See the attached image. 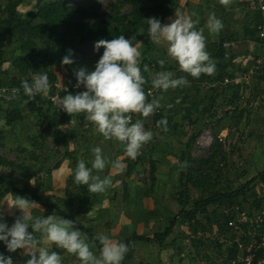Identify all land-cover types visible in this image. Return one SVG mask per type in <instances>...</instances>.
I'll return each instance as SVG.
<instances>
[{
  "label": "rangeland",
  "instance_id": "374dc122",
  "mask_svg": "<svg viewBox=\"0 0 264 264\" xmlns=\"http://www.w3.org/2000/svg\"><path fill=\"white\" fill-rule=\"evenodd\" d=\"M62 1L70 7H84L91 15H100L103 18L110 15L113 6L117 4V0ZM258 2L240 1L238 10L223 8L221 15L215 10V0H181V12L185 15L196 11L193 19H199L197 30L204 29L206 50L210 55L209 47L212 48L211 40L214 41L215 35L208 31L206 23L211 13L214 12L221 21L222 18L229 19L228 22H223L227 37L232 33L239 34H236L239 40L235 47L242 61L230 64L227 71L235 76L233 81L240 82V89L235 85L226 86V79L223 78L212 83L206 78L203 81L206 75L202 74L199 79H194L181 72L178 64L167 57L166 46L163 44L148 49L140 44L135 45L142 52L141 69L143 60L147 57L153 61L148 64L150 78L157 71L168 70L174 72L176 77L186 76L189 81L187 86L170 89L166 93L154 89L155 96H164L161 112L172 114L173 122L183 133L180 136L163 133L155 125L153 114L145 123V129L154 133L153 139L142 147L141 154L135 160L126 156L122 143L115 139L105 140L97 133L94 125L86 121L85 114L72 116L59 109L57 102L63 97L61 92L56 102H49V97L53 94L51 88L48 96L38 95L36 108L31 110L29 102L34 99L24 95L21 82H31L35 74L22 73L12 66L20 51L15 50L17 44L15 47L13 44L7 45L9 61L0 66V155L18 165L33 167L39 172L31 181L39 189L43 203L58 204L64 211L73 214L79 210L80 201L84 198L85 203L89 204L85 212L77 214V220L89 226L95 235L104 233L118 241L133 234L152 237L156 232L164 231L172 219H177L173 232L168 237L160 241L130 243L121 264H230L232 257L239 259L240 251L236 250L234 234L227 229V221L234 216L232 205L229 206L225 198L218 203L208 204L206 210L199 209L196 214H187L182 208L186 205L187 209L194 210L202 198L226 191L237 193L245 186L249 189L247 194H236V202L248 207L249 211L264 207V81L259 78L262 71L256 74L253 68L254 64L263 61L264 53L258 59H252L251 53L257 45L254 46V42L243 37L246 21L251 17L248 19L239 16H248L250 13L252 15V7ZM8 3L9 0H0V13L7 9ZM33 6H36L35 3ZM33 6L25 4L19 7L26 20L31 18L30 12L35 10ZM131 9L129 3L122 7L124 12ZM172 18H175V14ZM39 20L40 18L36 19L37 22ZM169 22L168 20L167 23ZM97 41L99 40L80 45L78 52L72 57L74 63L61 66L64 56L58 51L57 43L50 42L48 38L35 39L38 53L34 62L43 73H47L49 79L53 78L52 82L71 86L76 81L74 69H95L104 51L102 47L99 50L94 49ZM58 45L65 47L66 44L58 42ZM261 46L256 49L257 52L263 50L264 46ZM154 59H165V67L161 69ZM13 89L19 90V98L14 101L9 98ZM236 94H241L243 101L238 106L230 105V99ZM17 117L21 119L18 120ZM53 117L64 121L60 127L68 136L64 144L57 143ZM135 117L141 118L134 114L133 119ZM199 131V138L187 152V163L190 159L193 168H201L204 173L208 170L213 176L209 182L200 185L188 182L181 199L178 185L179 157L188 139ZM216 139H219L221 145L216 144ZM94 147H100L109 161L119 159L125 168L118 171L109 165L99 173L93 170L94 175L102 178L111 176L112 186L104 193H91L86 186V192L82 194L83 185L74 183V158L78 161L83 159L91 167ZM216 151L219 156L203 165L202 159H210ZM0 174L18 187L24 186L25 179L20 169L0 165ZM5 189L6 186H0V212L4 213V220L11 226L21 213L18 209L9 213L8 201L16 196ZM17 196L35 201L29 196ZM256 197L261 200L260 208L256 205ZM35 202L39 207L32 210L34 216L47 217L56 214L45 205ZM244 230L249 244L253 236L249 234L250 229L247 226ZM34 235L39 238V233ZM86 237L92 245L89 237ZM57 249L60 250L63 264H80L76 256L55 245L50 251ZM92 251L99 255L95 244ZM6 257H11L13 264H26L30 259L24 255L23 249L8 251Z\"/></svg>",
  "mask_w": 264,
  "mask_h": 264
},
{
  "label": "clouds",
  "instance_id": "9594fccd",
  "mask_svg": "<svg viewBox=\"0 0 264 264\" xmlns=\"http://www.w3.org/2000/svg\"><path fill=\"white\" fill-rule=\"evenodd\" d=\"M228 6L231 0H219ZM196 13L185 15L180 10L175 11V18L169 17V23L162 24L156 17L148 18L147 32L156 45L166 46V55L176 62L179 70L194 79L200 76H212L216 73V61L206 50L204 29L197 30L199 19H193ZM206 27L210 33H218L223 29V23L215 13L208 17ZM135 36L126 39L119 35L112 40L101 39L94 45L95 50L104 49L95 69L88 71L81 67L74 69L77 81L85 91L76 94H66L58 99L57 106L69 115L85 114L87 122L94 125V130L105 140H117L124 145L128 158L135 160L144 145L153 139L154 133L145 129V123L158 109L162 107L163 95L155 96L146 93L145 85L150 83L152 89L168 92L170 89L183 88L189 81L186 76L176 77L168 70L157 71L151 80H146L143 72H148V65L141 69L142 52L134 46ZM72 50H68L61 60V66L74 63ZM161 69L165 67V59H158ZM21 87L25 96H48L50 83L47 73H37L31 82L24 80ZM149 96H152L149 101ZM10 99L19 98V90L13 89ZM179 100H177V103ZM138 117L133 122V115ZM167 119L157 121V127L167 132ZM94 159L88 167L83 159L77 162L74 169V183L86 185L91 193H104L112 186L111 176L94 175L111 165L113 169L123 170L125 165L119 160L109 161L100 147L92 149ZM187 166L186 162L181 168ZM31 183H33L31 181ZM8 211L13 209L21 213L9 226L0 212V241L9 252L23 249L24 255L30 259L26 264H63V258L56 251H50L53 245L65 250L78 258L80 264H121L128 245L114 240L104 233H98L92 240L100 245L99 255L92 251L88 238L76 227L77 221L62 218L56 214L34 216L32 210L39 207L35 201L23 197H13L8 201ZM31 227L32 232L28 231ZM34 233H39L37 238ZM0 264H13L11 257L0 254Z\"/></svg>",
  "mask_w": 264,
  "mask_h": 264
},
{
  "label": "trees",
  "instance_id": "16d2710c",
  "mask_svg": "<svg viewBox=\"0 0 264 264\" xmlns=\"http://www.w3.org/2000/svg\"><path fill=\"white\" fill-rule=\"evenodd\" d=\"M211 2V1H209ZM35 3L36 6H33ZM131 4L132 9L128 11H122V7L125 4ZM31 5L35 7V10L31 11V18L26 20L23 18L22 12L19 10L21 5ZM190 4V3H188ZM252 17L249 21L246 22V26L244 29L243 37L249 39L253 42L263 43V39L260 37V25L264 23V14L261 11L258 3L253 7ZM176 10H182L181 0H117V4L113 6V12L106 16L101 17L100 15H91L87 12V9L84 7H70L67 6L66 3L62 0H9L7 9L1 11L0 13V66L9 61L8 54L6 52V47L9 44H13L16 49L20 51L19 57H17L12 66L18 68L22 73L29 74H37L43 73V70L38 67V64L34 62L35 56L37 55V44L35 43V39H47L50 42L57 43L58 51L63 54V56L67 55L68 50H72L73 55L78 52L77 48L90 41L94 40H112L117 38L119 35H124L126 39H130L135 36V40H133V44L139 45L144 48H150L152 46L156 47L150 36L147 32L148 24L146 23L148 18L156 17L160 19L161 23H167L169 17H172L175 14ZM100 17V18H99ZM37 18H40L39 22L36 21ZM224 20V19H223ZM57 37L59 39H57ZM34 39V40H33ZM218 49L217 56L219 60L216 63V71L217 73L212 77L206 75V79L210 80L212 83H216L220 78L226 79L224 83L226 86L235 85L240 89V82L233 81L235 76L233 73H228L227 69L230 64L233 63L234 58L237 56V49L234 48V45L239 40V37L232 33L228 37L221 30L220 34L216 37ZM58 42L65 43V47H61L58 45ZM226 43L229 44L226 47ZM229 52L230 56H226V53ZM258 58V57H257ZM155 60V59H154ZM156 62L158 60H155ZM148 57L143 60L144 65H148L151 63ZM158 64V63H157ZM142 67V71H143ZM13 68V67H12ZM253 68L258 74L259 78L264 80V62L261 64H254ZM261 69V70H260ZM148 72H143L146 80H151ZM225 73L223 76L222 74ZM74 74V71H73ZM228 79V80H227ZM53 78L49 79V82L53 84ZM77 81H74L71 86L73 87ZM12 89V88H11ZM148 89H152L149 84L145 85V91L148 93ZM51 92L54 93V87L51 88ZM85 91V89H75L72 88L70 91L62 90L61 97L66 94H76L77 92ZM151 96H149V101L151 100ZM241 94H236L232 99H230V105H239L241 101ZM37 96L34 100L29 102V106L31 110H35ZM14 101V99H13ZM52 102V101H49ZM237 105V106H238ZM154 123L157 126V121L166 118L167 119V132L172 135L180 136V133H183L182 130H179L177 125L173 122L174 116L167 112H161V109H158L154 113ZM19 118V119H18ZM18 120L21 117H17ZM136 117L133 119L135 121ZM65 120V119H64ZM52 124L54 127V135L58 144H64L63 142L68 138L67 134H65L61 130V125L63 124V120H58L53 117ZM185 132V131H184ZM201 134V131L192 135L187 143H185V149L180 154V183L179 185V197L182 199L184 197V193L186 192V186L189 183L194 184H204L205 182H209L212 178V173H209L207 170L205 173L201 171V168L196 169L192 167V161L188 159L187 163V152L192 147V143L197 141ZM216 144L221 145L219 139H216ZM219 156L218 151L214 152L210 159H202V163H208L214 161L213 159ZM74 161L77 165L78 160L74 158ZM186 162L187 166L185 168H181V165ZM0 165L1 166H13L20 169L23 172V176L25 179L24 186L18 187L13 182L9 181V179L0 174V186H6V191L11 192L14 196L18 194L23 196H29L31 199L38 201L41 205H45L48 210L52 213L59 214L60 217L75 220L77 221L76 227L82 231V233L86 234L89 237V240L94 243L98 250L100 251L99 242H93L92 238L95 236L93 230L77 220V214L86 211V206L89 204L85 203L84 198L80 201L79 210L76 213H68L63 210L58 204H49L43 203L41 196L39 195V189L34 187L31 183V180L36 178L39 174L33 167H26L22 165H18L16 162L11 161L4 156L0 155ZM84 191L82 194H85L86 185H83ZM248 187L245 186L240 192L233 193L226 191L223 194H214L209 198H202L201 201H198L195 205L194 210L187 209L185 203H183L182 211L187 214H196L199 209L206 210L208 204L218 203L222 199H226L230 204L231 208L235 205H241L236 202V194L246 193L248 192ZM64 200V199H61ZM236 202V203H232ZM256 205L258 208L262 207L261 200L256 197ZM248 209V207H245ZM177 222V219H172L170 225L164 231L156 232L152 237L147 235H139L133 234L132 236L125 237V239H121V242L129 245L132 242L141 241V242H151V241H160L166 237H168L174 229V226ZM28 231L31 233L32 229L29 227ZM238 251V246H235ZM7 250L6 245L0 241V254H4ZM263 256L262 252L258 253L256 260ZM236 257H232L235 259Z\"/></svg>",
  "mask_w": 264,
  "mask_h": 264
},
{
  "label": "built area",
  "instance_id": "2783aa9c",
  "mask_svg": "<svg viewBox=\"0 0 264 264\" xmlns=\"http://www.w3.org/2000/svg\"><path fill=\"white\" fill-rule=\"evenodd\" d=\"M258 1V5L264 14V0ZM259 29L261 30L260 37L263 39L264 43V23L260 25ZM225 45L226 47L229 46L228 43ZM235 46L236 45H234V48ZM226 56H230V53L227 52ZM263 62L264 55L261 63ZM76 84L77 82L72 87L68 84L61 85L58 82H54L53 84L50 83V88L54 87L55 90V92L49 97L50 100L56 102V99L59 97V93L62 90L70 91L72 88L85 89L83 85L77 88ZM148 92H151L152 95H154V89H148ZM231 210L234 216L227 221V229L233 232L235 237V246H238L240 255L238 256L239 259H232L230 264H264V207L255 211H249V209L245 207L235 205L231 208ZM246 226L250 229L249 234L253 236L252 241L249 244L245 239L244 227ZM259 252H262L263 256L257 261L256 257Z\"/></svg>",
  "mask_w": 264,
  "mask_h": 264
},
{
  "label": "crops",
  "instance_id": "0c3cea01",
  "mask_svg": "<svg viewBox=\"0 0 264 264\" xmlns=\"http://www.w3.org/2000/svg\"><path fill=\"white\" fill-rule=\"evenodd\" d=\"M216 1V7H215V10L217 11V12H221V10H223V8H224V10L226 9V8H228V10L229 9H234V8H236V10H238L239 8H237V6H238V2H242L243 0H231V3L228 5V6H224V5H222L218 0H215ZM211 3H212V1H211ZM182 5V4H181ZM195 7H200V6H195ZM253 8V7H252ZM182 9H183V5H182ZM190 9H191V11H192V8L190 7ZM183 12V11H182ZM194 12H196V11H194ZM239 13V12H238ZM252 13H253V11H252ZM221 14V13H220ZM222 15V14H221ZM251 15V13L248 15V16H244V15H239V16H241V17H247L248 19L250 18V17H252V15ZM232 18H234V15L232 14ZM239 18V17H238ZM224 19V20H223ZM225 21H229V19L227 18H222V23L223 22H225ZM247 21H249V20H247ZM246 21V22H247ZM226 24V23H225ZM224 29V28H223ZM222 29V31L224 32L225 31V29L223 30ZM236 32V31H235ZM225 33V32H224ZM244 33V32H243ZM218 34H220V31L218 32V33H214V41H212L211 40V46H212V48L211 47H209L210 48V52H211V57L216 61V63H217V61L219 60V58H218V56H217V49H218V45H217V43H216V41H217V39H216V37H217V35ZM236 34H238L237 32H236ZM239 35V34H238ZM249 41H251V40H249ZM214 42V43H213ZM251 42H253V41H251ZM255 44V45H254ZM261 44L262 43H257V42H254L253 43V45L254 46H256V49H258V48H260V46H261ZM262 46H263V44H262ZM262 46H261V48H262ZM256 49L254 48L253 49V53H251L252 55V59L253 58H255V60L256 59H258L257 57H259L262 53H264V47H263V50H261L260 49V51L259 52H257L256 51ZM254 51H256L255 53H254ZM255 57H254V56ZM242 61V57H241V55H237L235 58H234V60H233V63H236V62H241ZM232 63V64H233ZM206 76L204 77V80L203 81H206ZM264 81V80H263ZM258 98H260V96H258ZM243 100H241L240 102H242ZM256 101H258V99L256 100ZM211 108V107H210ZM207 109V108H206ZM205 109V110H206ZM141 242V241H140ZM56 249V248H55ZM58 254L60 253V250H55ZM7 252H8V250H6L5 251V253L3 254L5 257L7 256Z\"/></svg>",
  "mask_w": 264,
  "mask_h": 264
}]
</instances>
